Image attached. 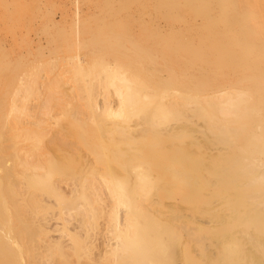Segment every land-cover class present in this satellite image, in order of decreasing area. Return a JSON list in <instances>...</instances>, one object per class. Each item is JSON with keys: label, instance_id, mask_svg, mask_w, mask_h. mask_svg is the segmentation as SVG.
Listing matches in <instances>:
<instances>
[{"label": "rangeland", "instance_id": "obj_1", "mask_svg": "<svg viewBox=\"0 0 264 264\" xmlns=\"http://www.w3.org/2000/svg\"><path fill=\"white\" fill-rule=\"evenodd\" d=\"M93 1L94 0H0V60L4 59L5 62H7L10 66H12V74H13V85L10 88H6L3 91L2 87L0 86V102H1L0 103V117H1L0 118V126L3 124L5 118H6V120L8 119L7 121H10V120H13L14 117H17V120H18L17 124H18V127H20V126L26 125L30 120H32L36 117L35 118L36 120L44 121L45 126L47 124L46 128H48L47 131L49 130L48 131L49 133L46 135L47 136L46 140H48V138H50L51 134L52 135L58 134L60 137H64L63 139H65L67 142H69V141L73 142V143L76 142L78 148H76V146H75L73 148L75 150L72 149L71 151H69V149H65V151L67 150L69 156L67 155V153L65 155H67L69 157V159H72L73 163L69 164V167L67 166L68 169L66 170V172L64 170L59 169L60 173L57 172V174H55V176H54V181L55 182L59 181V184H60V182H62L61 188L64 189V187L66 185L63 182H65V181L68 182L67 179L71 178L72 175L75 177L74 180L75 179L79 180L80 176L85 175L86 168H88L90 165V164L87 165V163H88L87 161H89V163H91L90 160L93 161V158L95 156V154L91 153V149H94L96 151V153H98V151L100 150L99 149L97 151L98 147H96V146L97 145L99 146L100 143L98 141L99 140L101 141V139L99 138V135L96 133V129H95L96 126L94 124H92L91 122L88 123L89 114H88V110L85 108V100H84L83 93H82L81 89H82V86H84L85 84L92 86V84H94V82H95L96 84H94V86H97L99 80H100V82L102 81L101 79L105 78V80H106L105 76L107 75V71H106L107 69L108 70L110 69L109 71H113L114 73L118 72V74H120V76L123 75V74H121L123 72L124 77H126L128 80H131V77H133L134 79L137 78L139 80L138 82L136 79H135L136 82H134L133 80L132 81L136 84L141 81V83L143 82V84H145L146 87L148 86L147 88H151V91H148L149 89L145 90L147 93L148 92L151 93V94L148 93L149 95H152V93L154 92V94H157L160 96V94L164 95V92H165L167 94V95L165 94L166 100H164V98H165L164 96H163L164 98H162L161 100L165 101V102L167 101L168 103L170 101L171 102H177V101L179 102L180 101V102L186 103L184 100L182 101L183 98H181V96L184 97V99L187 96L186 101L192 98L193 100L196 99L195 101H197V102L202 101V100H208V102H209L210 99H213L212 96H214V95H212V94L215 93V95H216L218 93L223 92V94L221 96L222 98H219L221 101L220 100L216 101L219 103L218 105H220L222 102L225 101L226 97L228 98L229 94H230L229 97L234 98V100H237V99H235L236 96L238 97V95H236L237 93L242 94V96L239 95V97L241 96V98L238 97L239 101L238 100H237V102L234 101L236 103L234 105L237 106L236 108L232 109V108L227 107L228 109H232L233 111H234V109H236V110L239 109L242 112L241 113L239 110H238V112L237 111L233 112L234 114L237 112V114H235L236 118H234L236 120H234L232 118V116L234 114H232V116H231V114H229V113H232V110H231V112L228 113V115L230 117L227 115V113H226V115L228 117L225 114H223L224 110H226V109L221 108V110L223 109V112L216 110L218 107H214V106H216L217 104L213 106L214 108H212V105L207 106L208 103H206V105L204 103H201L200 106L198 105L199 108L196 106L199 110L197 108H196V110L193 109L195 107V105H192L193 107L191 105H189V107L186 106V108L185 109L183 108L181 111L182 114L185 112L184 114H186V115L183 114V116H186L185 118L181 117L182 118L181 120H177V121L173 120L172 122L169 121V123L171 124L169 130H172L173 132H177V131L180 132L181 131L183 136L180 135V136H178L179 138H177V136H176L175 138H172V140H170V141H160L159 143L160 144L162 143V144L159 148H161V149H158V150L156 149L158 147L157 145L159 144L158 142H157L158 144H156L155 148H154V146L153 147L150 146L152 144V142L149 139H145L144 141L141 140L142 142L139 141V143L133 144V147H136L138 150L132 149V151L134 150V151H136V152L138 151L140 153H146V152L148 153L150 150H153V149L157 150L156 160H155V162L150 164V167L152 169L159 168V171L156 173L157 176L155 177L154 186L151 187V189L149 188V190H151L150 191L151 194H152V192L154 193L156 190H157L156 191L157 193L161 194V199H160L161 205L156 207V209H154V211H156V213H154V211H153V214L152 215L150 214V216L153 217V220L151 222H148V223L151 224L149 226H152L153 224L156 226L157 223L156 224L153 223L154 219L156 221L158 220L159 222H162L161 220L164 221V219H168V218L169 219L167 221L170 222V220H171L172 223H170V224L176 229L177 238H178V240L175 242H173V240H172L171 243L173 246L172 245L168 246L169 249H171V247H172V249H171L172 252H171V250L169 251L171 254L175 251L172 254V255H174V259H175V261L173 259L174 264H238L239 263L238 260H240L241 256H242L241 259L244 258V260L240 262L241 264H254L253 260L256 263L258 262V264H264V256L262 254L263 251H261L263 249H260L259 251L254 250L251 247V243H250L251 240L250 241L248 240L249 237L253 236L255 233H256L255 237L256 236L258 237V234H259L260 241L262 239H264V217L261 215L262 212H264V209H263L264 208L263 207V205H264V201H263V199H264V183H263L264 180L262 178H259V180H258L257 179L258 176H256V173L258 175V172L259 171L261 172V170H259V167L262 166V168H264L263 167L264 166V152H263L264 151V66H263V64L264 63L262 61L260 62V66H258V70H257V65H258L257 58L258 57H256V58L253 57L255 59L252 58L251 60H248V61H242L241 63H243V64H242L241 68L239 67V65L234 66L236 64H230L232 62L233 63L236 62V61L234 62L233 58H232L233 61L231 60L228 62L230 65H227L226 62H225L226 64L222 63L223 61L220 60L221 57L218 56L219 52L217 49L210 48L207 45L204 46V44H203L204 48L203 47L198 48V47H201V45H202L201 43H203L202 41L201 42L199 41L200 43L198 42V44H201L200 46H195V45H198L195 41L197 39V37L200 40H202V39L204 40L202 34H199L201 36V38H200V36L195 35V34L198 35L199 32H197V31H193L194 33L195 32H197V33L192 34L195 40L192 39V36L190 38V39H192L191 41L194 40L196 44L192 45L191 47L189 46V48H191V49H188V52H187L188 47L185 49L183 48L184 50H182V52L180 54H177L179 52L176 53V52L172 51L173 53L177 54V55L175 54L176 59L174 57H172L174 59L169 58L168 60H170V61L167 63L168 57L166 58V60H167L166 61V60H164L165 58L164 59L162 58L163 57L162 55H164V57H166L169 55H173V53H169L171 50H168L169 48H166L164 46H167V44H169V43L171 44L174 41V40L170 41L171 38L174 37V35L172 36L168 32L167 26L165 24V23H167L166 19H164L166 21L165 22L161 18V16L159 15V13L156 11H155V14L153 15V13H154L153 8H152L153 3L150 2L151 4H149V2H148V4L151 6V8H150V6L148 4H146L143 0H138L137 2L135 1L134 4L133 3L130 4L129 12L131 14L128 12L127 13L125 12L126 14L118 13V15H117V13H116L115 15L110 14L112 16H108L109 15L108 13L103 14V13H100L99 10L97 11L98 8L96 6H98V5L96 4V6H95V2H93ZM114 1H115L114 3H116L118 0L117 1L114 0ZM121 1L119 0L118 4H119V2L121 3ZM245 1H247V0H245ZM245 1L244 0L242 1L243 7H245L244 6L245 4H246V6L248 5V1L247 2H245ZM260 1H259L261 3L260 9H262L260 11L263 13H260L259 19L256 18V19L252 20V22H251L252 28L256 26V25H254L256 23L255 20H257V22H261V25L264 26V17H263L264 16V0H260ZM143 2L145 3V5L143 4ZM140 3H142V5H140ZM146 5H148L149 7ZM113 6L117 7L118 5L116 3ZM142 6L144 9L142 8ZM145 7L147 10L145 9ZM137 8L139 11L137 10ZM139 8H141V9H139ZM142 9L145 10L144 14L148 11L150 12V10H151V14H149V12H148L145 15H142L140 13V11H142ZM232 11L234 12V14L236 13L234 10H232ZM138 12L144 17H141ZM233 12L232 13L229 12L230 16L226 15L227 13L225 14V16H227L229 18V17H231ZM129 15H132L131 19H133L136 23H134V21H131V22L129 21V23L128 22L125 23L126 20L130 17ZM138 15L140 18L136 17ZM126 16H129V17H127V19H125ZM154 16H156V17L154 18ZM224 17L221 19L226 18V17L225 18ZM137 18H139V20L143 18V20L146 22H144V21L142 22V20L139 21ZM179 18H181V17L179 16ZM113 21L115 23H113ZM137 21L142 23V24L138 23V24L142 25L141 27H138L139 25L137 24ZM150 21L152 22V24L150 23ZM254 21H255V23H254ZM143 23H146L147 26ZM154 23H157V24L153 25ZM179 23H181L179 25L182 26V24L184 22L179 21ZM114 24H119V26H118L119 28L110 27V26H116ZM143 25L146 26L147 30L146 29L144 30L145 27H143ZM151 25H152V27L156 26L155 28L159 27L162 31H163L162 28H165L164 30L167 33V36L169 37V35H171L170 38H168V37L166 38L170 42H168L164 37L166 33L163 32L164 36L162 33L163 37H161V34H158L159 35L158 36L157 32L160 33V31H155L156 29H152L150 27ZM133 28H134V30H133ZM142 29L144 30V32ZM262 29H263V37L260 36L258 38L257 34H256L257 37H255L254 32L251 35L249 34L253 40L252 41L253 44H255L254 46L256 47L257 52L255 51L256 52V53H254L255 56H258L259 54L264 55V50H263L264 49V47H263L264 43L262 45V42H261V40L264 42V27ZM141 30H142V32H140ZM109 32H111V33H109ZM124 32L128 33L127 36H125V37H124V35H126V34ZM168 33H169V35H168ZM191 33L192 32L185 33V34L187 36L188 35L190 36ZM129 34L131 35V38L129 37L130 36ZM229 34H231V31ZM156 35L158 36L159 39L164 38L165 40L163 39L164 41L163 40L162 41H163V43L166 41L165 42L166 44L164 43L165 45H162V46H161V44H159V46H158L157 44L159 43L160 40L156 37ZM146 36H148V37L150 36L149 38H150V41H152V42H150V41L149 42L152 43L153 46L150 45V43L148 42L149 38L148 37L146 38ZM229 36L230 37L233 36V31H232V34ZM127 38L129 40H127ZM154 38L158 39V41H156ZM254 38H256V39H254ZM173 39H175V38H173ZM190 39H189V41H190ZM232 39H234V38L232 37V38H230V40L228 38L230 44H231L230 41H233ZM121 43H122V45H121ZM136 44H137V46H136ZM146 44L150 45V46H147ZM154 45L156 47H154ZM227 45L228 44H226L224 46L227 47ZM112 46L113 47L115 46V47L113 48ZM146 46L149 49H146L147 48ZM160 46L162 47V49H161L162 51L160 50V48H161ZM194 46L197 49L196 48L194 49L193 48ZM119 47H121V48H119ZM150 47H151V49H155L156 51L159 49L160 51L159 50L158 51L160 52V54L159 53L157 54L158 51L154 52V50H152L153 51L152 52L150 50ZM111 48H112V50H111ZM117 48H118V50H117ZM125 49H127V50H125ZM191 51L192 52L193 51L198 52V57L201 58V60H203V61L205 60V61L202 62L201 60H199V58L196 56L197 53H196V55L194 53L191 54L190 53ZM186 52L190 53V54L187 55ZM199 52L201 53L202 56H204L205 59L202 56H199L200 55ZM161 53H162V55H161ZM155 54H156V56H155ZM150 55H151V59H150ZM190 55L191 56L195 55V57L198 59H196V61H193L194 63H191L192 60H195V58L191 59ZM219 55H220V53H219ZM126 56H127V58H126ZM160 56H162V57H160ZM154 57L156 58L155 60H153ZM217 57H219L220 59L219 58L217 59ZM188 58H190L191 60H189ZM8 59H10V60H8ZM150 60H151V62H150ZM175 60H177V61L174 62ZM155 61H156V63H154ZM171 62L172 63L174 62L175 64H172ZM167 64H169V65H167ZM101 65H103V66H101ZM50 66L54 67V68L50 69ZM80 66H81L82 71H85L84 73L86 75H88V76H86V75L84 76L83 75L84 73H83L81 76H84V77H82L84 79H82L81 76L78 75V72L81 70ZM110 66H111V68H110ZM261 66H263V68ZM14 67H16V68H14ZM103 67H105V70H103L104 69ZM114 67L116 68V70ZM139 68L142 69L141 73H139V70H138ZM261 68H262V70H260L261 71V73H260L259 69H261ZM102 70L106 71V72H104V75L106 73L105 76H103ZM243 70H244V72L240 73ZM246 70H248L249 73ZM250 70L253 71V72H251L253 76L250 74ZM75 72L77 73L76 75L74 74ZM136 72L138 74L134 75V74H136ZM171 72L173 74H170ZM95 73L97 75H95ZM258 73H260V74H258ZM31 74L33 75L32 77H31ZM99 74H100V76H98ZM118 74H116V75H118ZM178 74H179V76H178ZM218 74L223 75V76L221 75L222 78L220 77V80H218L219 79L217 76ZM129 75L131 77H129ZM169 75L171 76V78H173V80L169 77ZM258 75H260V76H258ZM59 76H60V79H59ZM247 76H250V77L252 76V77L250 78ZM30 77L35 78V79L33 78L32 80H33V82H34V80L36 81L34 83L35 84L34 88H35V93H36V91H37V93L31 94L29 98L27 97L25 99L23 97L24 96L23 95V88L27 84H29V82H27V81L31 80ZM93 77H97V78L95 79ZM205 77H206V79H205ZM209 77L210 78L212 77L215 79L211 78V80H210ZM76 78H79V79H77L78 84L75 80ZM92 78H93V81H92ZM99 78H101V79H99ZM163 79H164V81H163ZM55 80L59 81V84H61L60 85V91H61L60 94L61 95L57 94L58 95L57 98L59 99V102H58L59 105L57 107L51 105V109H52V110H50L51 112L47 111L46 114H44V112L42 114L41 113L42 111L39 112V110H38V107H39L38 105H39L40 101L44 98V95L46 92V90H45L46 86ZM79 80H81L82 82L81 81L79 82ZM165 80L166 81L168 80L169 82L168 81L166 82ZM204 80H206V81H204ZM133 82H132V84L130 83L132 88L134 87V88L138 89V88H140L138 86L142 85L139 83L136 85L137 86L136 87ZM198 82H200V84L203 83V85H200V86H202V88H200V89L198 88V86H199ZM167 83H171V85L169 84L170 87L167 85ZM195 83H196V86L194 87ZM75 84H77L76 86H78V87H76ZM165 85L167 88L163 89V88H165ZM43 86H44V88H43ZM143 86L144 85H142V88H143ZM160 86H161V89H160ZM203 86H205V87H203ZM206 86H207V88H206ZM79 87H81V89ZM156 87H159L158 89L161 90L160 93H159L160 90H156ZM98 88H100V86L99 87L97 86V89ZM109 88L110 87L105 88V90L109 89ZM196 88H198V89H196ZM17 89L20 92L21 98L23 97L22 98L23 101L25 100V105L24 104L22 105V103H24V102L21 103L22 99H20V96L17 97V94L19 95V93L17 91H16L17 94L15 95V90H17ZM97 89L95 90V92H96L95 94L98 95V97L96 96L97 97L95 100L96 103L97 102L98 103L107 102L106 100H109V99L110 100L108 102L113 100L112 101L113 104L117 103L114 100V98L116 97V96H113V95H115L114 91H112L113 94H111V96H110L107 94L109 92L108 90L105 91L103 88H101L104 91L103 92L102 90H100V89L97 90ZM143 89H146V88H143ZM21 90H22V92H21ZM153 90H156V92ZM182 90H184V91H182ZM122 91H124L123 88H122ZM105 92H106V95H108V96H106L104 94ZM112 92H110V93H112ZM180 93L182 94L181 96H180ZM195 94H196V97H195ZM224 94H226L227 96L226 95L224 96ZM183 95H185V96H183ZM209 95H211V96H209ZM188 96H189V99H188ZM192 96H194V97H192ZM207 97H209L210 99H208ZM12 98L13 99L15 98V104H16V106L19 107V111L17 112L18 114L16 113V114L10 116L11 114L9 115V113H8V110H9L8 106L9 107L12 106L10 103ZM18 98L20 99V102L18 101L19 100ZM107 98H109V99H107ZM103 99H104V101H102ZM116 100H118V99L116 98ZM82 101H84V102H82ZM114 101H115V103H114ZM195 101L189 100V103H186V104H191V103L194 104ZM242 102H244V103H242ZM102 103H100V105ZM153 103L151 102V104H149V106L153 105ZM237 103H238V105H237ZM208 105H210V104H208ZM147 106H148V104H147ZM25 107H27V109ZM201 107L203 110L201 109ZM220 107H223V106H220ZM191 108L193 111H200V110H202V111L200 113L198 112L199 114L193 112L194 114H192L193 116H191V113H190ZM49 109L50 108H48V110ZM83 110L86 111V115H85V112ZM183 110H185V111L183 112ZM188 110H189V112H188ZM192 110H191V112H192ZM78 111H79V113H82V114L80 115L78 113ZM217 111L220 112V114L222 112L221 116H220V114H218ZM76 113L79 114V116H80L79 119H81L80 120L81 123H79L80 121H78L79 119L77 118L78 115H76ZM187 113H188V115H190L189 117H187ZM240 114L244 119H242V117H240ZM82 115H83V117L85 116L88 118L87 121H85L86 119L83 118ZM178 115H181V114H178ZM56 117H58L60 120H58V118L56 119ZM200 117L203 120H201ZM225 117L227 118L226 119L227 121H230L232 119L233 120L229 123L225 120ZM53 119L57 120L56 124L54 123L55 120H53ZM136 119H138V118L137 117L132 118L133 122L131 121V123H130V125H133L132 127H135L134 125H136V124H134V123H136L135 122ZM76 120L78 121L79 124L76 123L77 122ZM82 121L85 124V125L83 124L85 126V128L81 127ZM176 125H177V127H176ZM180 125H182L183 128H181L182 126L180 127ZM178 126L183 131L182 130L179 131L178 129L175 131V129H173V128H179ZM257 126H258V128H257ZM77 127L78 128L80 127V128L78 129ZM218 127L220 128L219 130H218ZM225 127H228V128H225ZM160 128L163 129V127H160ZM160 128H159L160 133L161 132L165 133V131H162V129L160 130ZM80 129L83 130V132L80 131ZM201 130L204 132H201ZM57 131L59 133H56ZM219 131L221 134L218 133ZM84 133H86L85 137L83 136ZM113 133H116V134H111L112 136L111 135L109 136V138H112V139H109L110 142H112V140H113V142L118 141V138H120V136H121L120 133H117V132H113ZM136 134H138V133H136ZM155 135H158V134H155ZM223 135H224V138H223ZM80 136L84 137V140L81 139L83 142H81L79 140ZM259 136L261 138L259 139V141H257ZM153 137L154 136L147 137V138H153ZM217 138H218V140H220V138L222 140L223 139H226V140H223V142L221 143L220 142L221 140L220 141L216 140ZM194 139H196V140H194ZM19 141H20L19 142L20 144L18 145V148H19L20 153H18V154L22 155L24 152V149L26 148L27 143H26V141H23V140H19ZM22 141L24 144L22 143ZM225 141H227V142H225ZM172 142H174L176 145H173L174 143H172ZM214 142H216V143H214ZM217 142H219V143H217ZM109 143L107 144V147L110 148V147H112V145ZM227 143L230 145H228ZM167 144L169 146H171V147H169V149L165 148V147H167ZM118 145H119V149H120V147L123 148V145H121V144H118ZM153 145H154V143H153ZM162 146H164V148ZM79 147H80V149H79ZM182 147L184 149H182ZM47 148H50V147L48 146ZM47 148H45V149L47 151H49L50 149L48 150ZM186 148H188V150H189L188 153L185 151ZM110 149H112V148H110ZM237 150H240L241 152L237 151ZM60 151H61V149H60ZM238 152H240V153H238ZM87 153H89V154H87ZM53 154L54 153H52V151L50 150L49 156H47V158L55 157L56 153L54 155ZM89 155H90V157H92L91 159H90ZM58 156H60V154H58ZM80 156H82L81 159H80ZM166 156H169V157L165 158ZM68 157H66L67 158L66 160L70 161L68 159ZM59 158H61V156ZM63 158H65V157H63ZM80 160H82V161H80ZM236 160H239V162H237ZM251 161L253 162L252 164L254 166L251 165ZM81 162H83V163L81 164ZM163 162H165V163L162 164ZM248 163L251 165L252 168L250 167V165ZM246 165L249 167H245ZM84 167H86V168H84ZM165 168H168V169H165ZM243 168L245 170H243ZM69 169H70V171H69ZM113 169L114 168H111L110 172L111 171L114 172ZM248 169L250 170V172L248 171ZM251 169H252V171H251ZM67 171H68V173H67ZM262 171H264V170L262 169ZM175 172L179 173L178 176L176 175L177 173H175ZM242 172L244 175L242 174ZM66 173H67V175H69V173H72V174L70 176H67ZM180 173H181V175H180ZM261 174L262 173H259V175H261ZM263 174L261 177H264ZM66 176H67V178H64ZM131 178H133V177H131ZM236 178L240 182L238 180H235ZM157 180L160 183L161 182L167 183V185H166L167 187L161 189L162 183H161V185H160V183L158 184V182H156ZM250 180H252L251 183H249ZM256 180H257V183H256ZM233 181H235V182H233ZM245 181H247L248 184ZM253 181H254V183H253ZM260 181H262L261 182L262 184L260 183ZM242 182H245L246 184L245 183L244 184L246 186L244 184H242ZM63 184H64V186L62 187ZM65 189H67V188L65 187ZM158 189H161V190H158ZM254 193H255V195H253ZM256 193H258L257 194L258 196L260 195L258 197L259 200L256 199L257 198ZM261 193L263 195H261ZM249 194L253 195L256 199V200L254 199L255 201L253 202V204H251L252 203L251 200L253 198L252 196H250L251 199H249V202L246 201L248 198H250ZM244 197L246 199H244ZM45 200H47L49 202L50 198L45 199ZM258 201H262L261 205L262 204L263 205L261 206L260 204L259 205L255 204L256 202L259 203ZM50 202L52 203L53 200L51 199ZM247 202L250 205H248ZM11 203H8V204H10V206L11 205L14 206L13 205L14 203L13 202H11ZM255 205H256V208L253 207V209H251L252 206H255ZM254 209H256V211H254ZM39 210H42V209L40 208ZM69 212H71V211H69ZM47 213L48 214L45 213L43 215L37 216L38 218H34L33 222L36 221L37 224L41 223L42 226L45 225L44 227H48V229H47L48 232H47L46 236L49 239L51 238L50 239L51 241H56L57 237L59 236L58 229L60 230V228H61L60 226H62L61 225L62 220H64V219L66 220V218L70 219L74 216H72V217L67 216L66 217V215H68V214H66V215L63 214L64 216L59 215L61 213V211L57 207H52V209H49L47 211ZM246 213H247V215H246ZM254 213H259L260 214L259 218L261 216L262 217L260 219L256 218V217H258L257 214H256L257 216H252V215H255ZM57 215H58L59 219L57 218ZM263 215H264V213H263ZM246 216H247V218L245 220L244 217H246ZM251 217H253V220L251 219ZM42 218H43V220H42ZM151 219H149V220H151ZM243 219L245 222L242 221ZM106 221L107 220H105V219L103 220V217H99L97 219L98 228H97V231L95 229L96 235H95V241H94L95 247L93 246L94 249H92V248H91V250L89 249V251H88V253H86V255L83 254L80 257L72 256L73 259H74V257L79 259L82 256H85V257H82L81 259H79L80 262L85 263L89 259V257L93 256L94 252H98V250H100L102 248V246H103V243L101 242L103 240L102 238H105V236L108 234L107 233L108 226H107ZM240 222H244V223H240ZM253 222H254V224H253ZM103 223H105V224H103ZM255 223L256 224L258 223L257 224L258 226L255 225ZM68 224L69 223H65V227L71 229L72 225L71 224L68 225ZM249 224H251V226ZM259 224H261V225H259ZM236 225H238V226H236ZM253 225H254V227L256 226V228H254ZM248 226H249V228H247ZM259 226H261V227H259ZM180 227H181V229H180ZM183 227L184 228H191L192 229L191 230L192 236L186 237V234H187L185 232L186 229L184 230ZM244 227H245V230H244ZM55 228H57L56 231H55ZM258 228H259V230H258ZM238 229H239V232L241 230L244 232H240L241 235H239ZM52 230H54V231H52ZM71 230H73V229H71ZM251 230H252V232H251ZM255 230L259 233H257ZM57 232H58V234H57ZM97 232H99V234ZM68 233H69V235H71V233H73V231L72 232L69 231ZM243 233H244V235L246 233L245 236H247V233L248 234L250 233L249 234L250 236L249 237L247 236V239H246L242 235ZM260 234H262V236ZM234 235L236 237H234ZM83 237H81V239ZM242 237L245 238V240ZM261 237H262V239H261ZM48 238H47V240H48ZM177 238H175V240ZM68 239H69V236L65 235L64 237L61 238V241L63 243H67ZM165 239L164 240L167 242L168 239L167 238H165ZM170 239H172V238H170ZM50 240H49V242H50ZM243 240H244V242L246 240H248L250 245H248L247 241H246L247 243H244ZM168 242H170V241L168 240ZM168 242H167V245H168ZM41 243H43V242H41ZM174 243H175V245H174ZM42 248H43V245H42ZM42 248H40L41 253L43 250ZM169 249H167V251ZM173 249H174V251H173ZM178 249H179V251H176ZM93 250H94V252H93ZM228 250L230 251V253ZM225 251H228V252H225ZM232 252H233V254H235V256H233ZM248 252H250V254H248ZM44 253H42V254L44 255ZM170 253H168V254H170ZM171 254H170V256H172ZM45 255H50V254L48 252V254H45ZM164 257H163L164 259L162 258V261H159L161 259H158V261H155V264H173V262L170 261L172 258H169L166 256H164ZM175 257H177L179 260L178 259L176 260ZM252 257H255V258H252ZM251 258H252V260H251ZM168 260H169V262H168ZM24 261L25 262L27 261L28 263L31 262V260H27L26 257H24ZM49 261H52V260L50 259Z\"/></svg>", "mask_w": 264, "mask_h": 264}, {"label": "bare ground", "instance_id": "obj_2", "mask_svg": "<svg viewBox=\"0 0 264 264\" xmlns=\"http://www.w3.org/2000/svg\"><path fill=\"white\" fill-rule=\"evenodd\" d=\"M118 1L116 2L118 5L117 7L113 6L114 4H116V3H114L115 2L114 0H94L93 2H95V6H96V4L98 5V6H96L98 8L97 11L99 10L100 13H103V14L108 13L109 14L108 16H112V15H115L116 13H117V15H118V13H121V14L122 13L126 14L127 12L130 13L129 12L130 4L131 3L134 4V2L135 1L137 2L138 0H122V1L120 0L121 3L119 2V4H118ZM143 1L146 4H148V2H149V4L153 3V5H152L153 11H154L153 15L155 14V11H156L159 13V15L161 16V18L163 20L166 19L167 23H165V24L167 26V30L172 36L174 35V37H172L170 40V41H173V40L174 41L171 44L170 43L167 44L168 47L164 46L166 48H169L168 50H171L169 53H173L172 51H174L176 53L179 52L177 54H180L182 52V50H184L187 47H188L187 48V52H188V49H191V48H189V46L191 47L192 45H195L196 43L198 44L199 41L200 42L202 41L203 42V43H201L202 45L198 44L195 46L201 45V47H198V48H202V47L204 48V46L207 45L210 48L217 49L218 52L220 53V55H219V53L217 52L218 56L221 57V59L219 57H217V59L219 58L221 61H223L222 63L226 62L227 65L236 64L234 66L239 65V67L241 68L242 64H243V63H241L242 61H248V60H251L253 57H255V58L258 57L257 58V60H258L257 70H258V66H260V62L262 61L264 63V58H263L264 55L259 54L258 56H255L254 53H256L257 51H256V47L254 46L255 44H253V42H252L253 40L250 36L254 32L255 37H257V35H258V38L260 36L263 37V29L262 28L264 26L261 25V22H257V20H255L256 23L254 21V23H255L254 25H256V26L253 28L251 27L252 20H254L256 18L259 19L260 13H263L260 11V10H262V9H260L261 8L260 7L261 6L260 0H247L248 5L246 6V4H245L244 5L245 7H243V5H242L243 0H143ZM247 1H245V2H247ZM144 2H143V4L145 5ZM140 5H142V3H140ZM148 5H146V6H148ZM143 6H142V8H143ZM150 8H151V6H150ZM139 9H141V8H139ZM143 9H142V11H140V13L142 15H145L146 13L149 12L148 11L144 14L145 10H143ZM145 9H146V7H145ZM137 10H138V8H137ZM232 10H234L236 13L234 14V12ZM228 11L231 13L233 12L234 15L232 14L231 17L228 18L227 16H225V14ZM229 12L226 15H229L230 14ZM110 14H112V15H110ZM141 14H140V16L144 17ZM149 14H151V10H150ZM129 16H126L125 19H127V17H129L128 18L129 20L127 19L128 21L126 20L125 23H127V22L129 23V21L130 22L134 21L133 19H131L132 15H129ZM179 16L181 18H179ZM136 17H139V15ZM155 17L156 16H154V18ZM223 17L225 19H221ZM139 18H137V19L139 20ZM140 20H142V22L144 21L143 18ZM179 21L184 22L182 24V26L179 25V24H181V23H179ZM144 22H146V21H144ZM113 23H115V22L113 21ZM134 23H136V22L134 21ZM138 23H141V22L137 21V24ZM150 23L152 24L151 21H150ZM143 24L146 25V23H143ZM156 24L157 23H154L153 25H156ZM114 25H116V26H110V27L119 28L118 27L119 24H114ZM138 25H137L138 27L142 26L140 24H138ZM146 26L143 25V27H145L144 30L145 29L147 30ZM150 27L152 29H156L155 31H160V33L157 32V35L161 34V37H163L164 33H166L164 30L165 28H162L163 29V31H162L159 27L155 28L156 26L155 27L153 26L154 27L153 28L152 25ZM133 30H134V28H133ZM142 30L140 32H142ZM144 30H143V32H144ZM193 31L199 32L198 35L195 34L197 32L194 33ZM230 31H231V34L233 31L232 37L234 38V39H232L233 41H230L231 44L229 43L230 38H232L229 36V35H231V34H229ZM190 32H192L190 34V36L189 35L187 36L185 34V33H190ZM109 33H111V32H109ZM162 33H163V36H162ZM169 33H168V35H169ZM193 33L196 36H200L199 34H202L204 40L203 39L200 40L198 37L195 40L193 35H192ZM125 34L126 35H124V37L127 36L128 33H125ZM157 35H156V37L158 38L159 35L158 36ZM171 35H169V37H168L167 33H166L164 37H165V39L167 37L170 38ZM191 36H192V39H194L196 41V43L194 40L191 41L192 40V39H190ZM129 37L131 38V35ZM147 37L148 36H146V38ZM128 38H127V40H129ZM173 38H175V39H173ZM200 38H201V36H200ZM228 38H229V40H228ZM154 39L156 41H158L159 38L158 39L154 38ZM163 39L164 38L159 39L160 41L158 44L154 40L153 41L158 46H159V44H161V46H162V45L166 44L165 43L166 41L164 42L165 44L163 43V41L165 40V39L164 40ZM189 39L191 42L189 41ZM254 39H256V38H254ZM166 40L168 41V39H166ZM149 41H150V38L148 39V42ZM170 41H168V42H170ZM150 42H152V41H150ZM261 42L263 45L264 42L262 40H261ZM203 44H204V46H203ZM226 44H228L227 47L224 46ZM121 45H122V43H121ZM150 45L153 46L152 43H150ZM150 45H147V46H150ZM155 45H154V47H156ZM136 46H137V44H136ZM195 46L193 47L194 49L196 48ZM119 48H121V47H119ZM146 49H149V48L147 47ZM161 49H162V47L160 48V50ZM111 50H112V48H111ZM117 50H118V48H117ZM125 50H127V49H125ZM150 50L151 51L154 50V52H157L159 49L156 51L155 49H151V47H150ZM159 51L157 52V54L158 53L160 54ZM187 52H186L187 55H189L190 53L191 54L194 53L196 55V53H197L196 56L198 57V52H195V51H193V52L191 51L190 53H187ZM176 53H173V55L168 54L169 56H166V57H164V55H162V53H161V55L163 57L162 56H160V57H162L163 59L165 58L164 60H166L167 57H168L167 60L169 58L174 59L176 57L175 56ZM199 54H200L199 56H202L200 52H199ZM151 55H150V59H151ZM195 55H193V56L190 55L191 59L195 58V60H192L191 63H194L193 61H196V59L199 58V57L196 58ZM155 56H156V54H155ZM172 57H174V58H172ZM202 57L204 58V56H202ZM126 58H127V56H126ZM232 58L234 59V62L236 61L238 64L236 62L235 63L232 62L229 64L228 63L229 61H231V60L233 61ZM255 58H253V59H255ZM155 59L156 58L154 57L153 60H155ZM188 59L191 60L190 58H188ZM8 60H10V59H8ZM199 60H201V58H199ZM169 61L170 60H168L167 63ZM176 61L177 60H175L174 62H176ZM201 61L204 62L205 60L204 61L201 60ZM150 62H151V60H150ZM174 62L173 63L171 62V63L175 64ZM154 63H156V61ZM167 65H169V64H167ZM101 66H103V65H101ZM263 66H264V64H263ZM263 66H261V67L263 68ZM14 68H16V67H14ZM51 68H54V67L50 66V69ZM103 68L102 69L105 70V67H103ZM110 68H111V66H110ZM140 68L138 69L139 73H141V70H142ZM262 68L259 69V71L262 70ZM80 69H81V66H80ZM109 70L108 69L106 70L107 71V75L105 73L106 76L104 75V72H106V71L102 72L103 76L106 77V80H105V78L104 79L99 78L102 81L100 82V80H99L97 86L98 87L100 86V88H98L100 90H102L101 88H103L105 90V88L110 87L109 89H106L109 91L107 94L111 96V94H113L112 91H114L115 95H113V96H116L114 98V100L117 103H115V101H114L115 104H113V102H112L113 100L108 102L110 100L109 98H107V99H109V100H106L107 102H103V103L100 102V103H102L101 105L98 102L96 103L95 100L98 97V95L95 94L96 93L95 90L97 89V86H94V84H96L95 82H94V84H92V86H89L88 84L84 85L82 83L84 85V86H82V89H81V87H79L83 93V97L85 100V108L88 110V114L90 116V117L88 116L89 119L85 116L83 117L84 114L82 115V117L86 119L85 121H87V119H88L89 120L88 123L91 122L92 124H94L96 126V127L94 126L96 129V133L99 135V138L101 139V141L100 140L98 141L100 143L99 146L97 145L96 147H98L97 151L99 149L100 150L98 151V153H96V151L94 149H91V153L95 154V156L93 158V161L90 160L91 163H89V161H87L88 162L87 165L88 164H90V165H89V167L87 166L88 168L84 167V168H86V171H85L84 176H80V179L82 178L81 180L80 179L74 180L75 177L72 175L71 178L67 179L68 182H66V181L63 182L66 185L65 187L67 189H65V187H64V189L61 188L62 182H60V184H59V181L55 182L54 176H55V174H57V172H59V169L64 170L66 172V170L69 167V164L73 163L72 159H69L68 152H67V150L65 151V149H69V151H71L75 146H76V148H78L76 142L73 143V142L69 141L70 142L69 143L65 139H63L64 137H60L58 134L57 135L51 134L53 137L50 135V138H48V140H46V137H47L46 135L49 133L48 132L49 130L47 131L48 128H46L47 124L45 126L44 121L36 120L35 119L36 117L34 119L30 120L26 125H23L20 127H18V124H17V122H18L17 117H14L13 120H10V121H7L8 119L6 120V118H5L3 124L0 126V264H155V261H158V259H161L159 261H162V258L164 256H166V257L170 256L171 253L169 251L172 249V247H171V249H169L168 246L172 245V243H171L172 240H173V242L178 240L177 231L170 224V223H172L171 220H170V222L167 221L169 218L164 219V221L161 220L162 222H159L157 220L159 222L158 223L154 219L153 223H155V224L157 223L156 226L154 224L152 226H149L151 224L148 223V222H151L153 220V217H151L150 214L152 215L154 209H156V207L161 205V200H160L161 194L157 193L156 189H155L156 191L154 193L152 192V194L150 193L151 190H149V188L151 189V187L154 186L155 177L157 176L156 173L159 171V168L152 169L150 167V164L155 162V160H156L157 150L161 149L159 147L161 146L162 143L160 144L159 142L160 141H170V140H172V138H175L176 136H177V138H179L178 136H180V135L183 136L182 132L180 131V130H182L181 128H183V126L180 125V127L182 126L181 128L178 126L180 129L172 127L173 129H175V131L177 129L180 131V132H178V131L173 132L172 130H169L170 126H171L169 121L172 122L173 120L174 121L181 120L182 119L181 117L185 118L186 116H183V114L185 113L184 112L185 110H183V112H184L183 114L181 111L183 108L185 109L186 106L189 107V105H191V106L195 105V107L193 109L196 110L197 107L199 108L201 103H204L205 105H206V103H208L210 105L207 104V106L212 105V108L218 107L216 109L218 111L223 112V109H226V110H224L225 113L223 112V114L226 115V113H227V115H228V113L231 112V110L233 108L237 107L236 105H234V104H236L234 101H236V102H237V100L239 101V98H241L242 94H240V93L236 94V95H238V97H239V95H241L239 98L235 95L237 97V98L235 97V99H237V100H234V98H230L229 97L230 94H229L228 98L226 97L225 101L222 102L220 105H218L219 103L216 101L220 100L219 98H222L221 96H222L223 92L218 93L216 95H215V93L212 94V95H214V96H212L213 99H210L209 97H207L208 99H210L209 102H208V100H202V101L197 102V101H195L196 100L195 98H194L195 100H193L191 97H190L191 99H189V96H188V99L195 101V103L194 104H192V103L186 104V103H189V100H187L188 102L186 101L187 96L184 99V97H182L181 96L182 94L180 93L181 98H183L182 101L184 100L186 103L180 102V101L179 102L178 101L177 102H171L170 101L169 103L166 101L167 102L166 103L165 101L161 100L164 97H165L164 100H166V96H165L166 93L165 92H164V95L160 94V96L157 94H154V92L152 93V95H149L151 93L148 92L149 93L148 94L145 90L149 89L148 91H151V88H147L148 86L146 87L145 84H143V82L141 83V81L139 83L144 85L143 88H146V89H143L142 85L141 86L139 85L138 87H140V88H138V89L131 87L130 83L132 84L133 81L136 82L135 79L137 80V82L139 81L137 78L134 79L133 77H131L129 75V77H131V80H128L126 77H124L123 72L121 73L123 75L120 76V74H118V72L114 73L113 71H109ZM115 70H116V68H115ZM246 71L248 72V70H246ZM84 72L85 71H82V69H81L78 72V75L81 76ZM243 72H244V70L240 73H243ZM251 72H253V71L250 70V74L252 75ZM260 73H261V71H260ZM260 73H258V74H260ZM74 74L76 75L77 73L75 72ZM116 74H118V75H116ZM137 74L138 73L136 72V74H134V75H137ZM170 74H173V73L171 72ZM83 75L85 76L86 74L84 73ZM95 75H97V74L95 73ZM221 75H219V74L217 75L219 78V79L217 78L218 80H220ZM32 76L33 75L31 74V77ZM84 76H81V78ZM86 76H88V75H86ZM98 76H100V74ZM178 76H179V74H178ZM258 76H260V75H258ZM97 77H93V78L96 79ZM169 77L171 78L170 75H169ZM247 77H250V76H247ZM33 78H31L30 81H27V82H29V84H27L23 88V95H24L23 97L25 99L27 97L29 98L31 94L35 93V88H34L35 84L34 83L36 81L34 80V82H33V80H32ZM93 78H92V81H93ZM211 78H210V80H211ZM59 79H60V76H59ZM77 79H79V78L75 79L76 82H77ZM82 79H84V78H82ZM171 79L173 80V78H171ZM205 79H206V77H205ZM212 79H215V78H212ZM81 80H79V82ZM163 81H164V79H163ZM204 81H206V80H204ZM139 83H137V84H139ZM198 83H199V86L203 85V83H201V84H200V82H198ZM77 84H78V82H77ZM77 84H75V86ZM134 84H135V86L137 85L136 83H134ZM169 84L171 85V83H167L168 86H169ZM12 85H13L12 66H10L7 62H5L4 59L0 60V86L2 87V89L4 91L6 88H10ZM60 85L61 84H59V81L55 80L46 86V89H45L46 92H45L44 98L40 101V103L38 105L39 106L38 107L39 112L42 111L41 112L42 114H43V112H44V114H46L47 111L51 112L50 111V110H52L51 105L55 106V107H57L59 105V103H58L59 99L57 98V96L61 93ZM195 86H196V83H195L194 87ZM199 86H198L199 89L202 88V86H200V87ZM76 87H78V86H76ZM203 87H205V86H203ZM43 88H44V86H43ZM122 88L124 89V91H122ZM158 88L159 87H156V90H160L161 86H160V89H158ZM166 88L167 87L165 85V88H163V89H166ZM198 88H196V89H198ZM206 88H207V86H206ZM156 90H153V91L156 92ZM16 91L19 93V95L16 93ZM182 91H184V90H182ZM21 92H22V90H21ZM110 92H112V93H110ZM160 92H161V90L159 91V93ZM36 93H37V91H36ZM16 94H17V97L20 96V92L18 89L15 90V95ZM104 94L106 95V92ZM108 95H106V96H108ZM225 95L226 94H224V96ZM183 96H185V95H183ZM209 96H211V95H209ZM192 97H194V96H192ZM195 97H196V94H195ZM22 98L20 96V99H22ZM116 98L118 100H116ZM20 99L18 100L19 102H20ZM102 101H104V99ZM22 102H24V103H22ZM82 102H84V101H82ZM151 102L152 103L154 102V103H153V105L149 106V104H151ZM10 103L12 106L11 107L8 106V109H9L8 113H9V115L11 114L10 116H12L19 111V107L16 106V104H15V98L14 99L12 98ZM21 103H22V105L23 104L25 105V100L23 101V99H22ZM238 103H237V105H238ZM242 103H244V102H242ZM147 104H148V106H147ZM214 105H216V106H214ZM220 106H223V107H220ZM227 107L232 108V109H228ZM25 108L27 109V107H25ZM48 108H50V109L48 110ZM221 108H223V109L221 110ZM201 109H202V107H201ZM191 110H192V108L190 109V113H191V116H193L192 114H194V113L199 114L203 109L200 111H193L192 110V112H191ZM238 110L239 109H237V110L234 109V111L232 110V113H229V114H231V116H232V114H234L233 112H235V111L238 112ZM84 112L86 115V111H84ZM188 112H189V110H188ZM222 112H221V114H222ZM237 112L235 114H237ZM78 113H79V111H78ZM78 113H76V115H78L77 118L79 119V117H80L79 114L81 115L82 113H79V114ZM178 114H181L182 116L178 115ZM218 114H220V112H218ZM221 114H220V116H221ZM184 115H186V114H184ZM234 115L232 116L233 119L236 118V115L235 116ZM189 116L190 115H188V113H187V117H189ZM58 117H56V119ZM133 117L138 118L135 121L136 123H134V124H136V125H134L135 127H132L133 125H130ZM240 117H242L241 114H240ZM56 119H53V120H55V122H54L55 124L57 123ZM226 119L227 118L225 117V120ZM242 119H244V118L242 117ZM58 120H60V119L58 118ZM80 120L81 119H79L78 121H80ZM201 120H203V119L201 118ZM232 120H230V121L226 120V121L230 123ZM234 120H236V119H234ZM78 121L76 123H78ZM79 123H81V121ZM83 124L84 123L82 121L81 127L85 128V126H84L85 124L84 125ZM160 127H163V129ZM176 127H177V125H176ZM219 127H218V130L220 129ZM159 128H160V130L162 129V131H165V133L164 132L160 133ZM225 128H228V127H225ZM257 128H258V126H257ZM80 131L83 132V130H81V129H80ZM113 132L120 133L121 136H120V138H118V141L113 142V140H112V142H110L109 139H112V138H109V136L111 134H116ZM201 132H204V131L201 130ZM56 133H59V132L57 131ZM136 133H138V134H136ZM218 133H220V131ZM85 134L86 133L83 134L84 137H85ZM155 134H158V135H155ZM152 136H154V137L153 138H147V137H152ZM81 137L82 136H80L79 140L81 142H83L82 140H84V137H82V138ZM221 138H220L221 141L218 140V138L216 140L220 141L221 143L223 142V140H226V139L222 140ZM223 138H224V135H223ZM260 138L261 137L259 136L257 141H259ZM145 139H149L152 142V144L150 146H152V147L154 146V148H155V145L159 143L157 145L158 147L156 146L157 150L153 149V150H150L148 153L147 152L146 153H140L138 151L137 152L134 151V150H138V149L136 147H133V144H135V143L137 144V143H139V141H141V140L144 141ZM19 140L26 141V143H27L26 148L24 149V152L22 155L18 154V153H20L19 148H18V145L20 144ZM194 140H196V139H194ZM23 141H22V143H23ZM227 141H225V142H227ZM108 143L112 145V147H110L112 149L107 147ZM153 143H154V145H153ZM172 143H174V142H172ZM214 143H216V142H214ZM217 143H219V142H217ZM118 144L123 145V148L120 147V149H119ZM173 145H176V144L174 143ZM228 145H230V144H228ZM48 146L50 148H47ZM164 146H162V147L164 148ZM169 147H171V146H169L167 144V147H165V148L169 149ZM45 148H47L48 150L50 149L52 151V153H54V154L56 153L57 155L55 154V157L47 158V156H49L50 150L47 151ZM60 149L62 152L60 151ZM79 149H80V147H79ZM132 149H134V150L132 151ZM182 149H184V148L182 147ZM186 149H185V151L188 153L189 150H188V148H186ZM73 150H75V149H73ZM237 151H240V150H237ZM240 152H238V153H240ZM66 153L68 156L65 155ZM58 154H60L61 158H59L60 156H58ZM87 154H89V153H87ZM63 157H65V158H63ZM66 157H68V159L70 161L66 160L67 159ZM81 157L82 156H80V159H81ZM89 157H90V155H89ZM168 157L169 156H166L165 158H168ZM91 158L92 157H90V159ZM80 161H82V160H80ZM236 161L239 162V160H236ZM82 163L83 162H81V164ZM164 163L165 162H163L162 164H164ZM252 163L253 162L251 161V165H253ZM251 165H250V167H251ZM245 167H249V166L246 165ZM111 168H114L113 169L114 172L113 171L110 172ZM261 168H262V166L259 167V170H261V172L259 171L258 175L256 173V176H258V178H257L258 180H259V178H262L264 180V177H261L262 174L264 173V171H262V169L264 170V168H262V169ZM165 169H168V168H165ZM243 170H245V169L243 168ZM69 171H70V169H69ZM248 171L250 172L249 169H248ZM251 171H252V169H251ZM67 173H68V171H67ZM67 173H66V175H67ZM175 173H177V172H175ZM259 173H262V174L259 175ZM71 174L72 173H69V175H67V176H70ZM178 174L179 173H177L176 175L178 176ZM242 174H243V172H242ZM180 175H181V173H180ZM67 176L64 178H67ZM130 176L133 178H131ZM263 176H264V174H263ZM235 180H238V179L236 178ZM156 182H158V184L160 183L158 180ZM233 182H235V181H233ZM245 182H247V181H245ZM245 182H242V184H244ZM251 182H252V180H250L249 183H251ZM261 182L262 181H260V183ZM161 183H160V185H161ZM253 183H254V181H253ZM256 183H257V180H256ZM64 184L62 185V187L64 186ZM247 184H248V182H247ZM166 185H167V183L163 182L161 185V189L166 188L167 187ZM161 189H158V190H161ZM257 194L258 193H256V195ZM253 195H255V193ZM253 195L249 194V197L250 196L253 197L251 200L252 201L251 204H253V202L256 199L259 200L258 197L260 196V195L259 196L257 195V198L255 199V197ZM261 195H263V194L261 193ZM49 198H50V200L51 199L53 200L52 203L49 200V202L51 204L47 200H45V199H49ZM244 199H246V198L244 197ZM249 199H251V197L248 198L246 201L249 202ZM263 201H264V199H263ZM11 202L14 203L13 204L14 206H12V205L10 206V204H8ZM258 202L259 203L256 202L255 204L261 205L262 201H258ZM248 205H250V204L248 203ZM52 207H57L58 209H60L61 213L59 215L64 216L63 214H65V215L68 214V215H66V217L67 216H69V217L74 216L75 217V218L72 217L70 219L66 218V220L65 219L62 220V223H61L62 226H60L62 229L61 228H60V230L58 229L59 236L57 237L58 240L55 238L56 241H51L50 240L51 238L49 239L46 236L47 232H48V230H47L48 227H44L45 225L42 226L41 223H39V222H38L39 224H37L36 221L33 222L34 218H38L37 216L43 215L45 213L48 214L47 211L49 209H52ZM253 207L256 208V205L252 206V208L251 207L250 208L253 209ZM263 207H264V205H263ZM40 208L42 210H39ZM69 211H71L72 213ZM254 211H256V209H254ZM154 213H156V211H154ZM263 213L264 212H262L261 215L264 217ZM254 214L255 215H252V216L258 215V217H256V218H259V215H260L259 213H254ZM246 215H247V213H246ZM99 217H103V220L104 219L107 220L106 222H107V226H108V228H107L108 234L106 233L107 235L105 236V238H102L103 240L101 239L102 240L101 242L103 243L102 248L100 250H98V252H94V250H93V252H94L93 256L89 257V259L85 263H82L79 260L85 256H82L79 259L74 257V259H73L72 256L80 257L83 254L86 255V253H88L89 249L90 250H91V248L94 249L93 246L95 245L94 241H95V235H96L95 229L97 231V228H98L97 219ZM57 218H58V215H57ZM244 218L246 220L247 216ZM149 219H151V220H149ZM251 219L253 220V217H251ZM42 220H43V218H42ZM242 221H244V219ZM244 222H240V223H244ZM65 223H69L68 225L71 224L72 225L71 229H73V230H71L70 228H66ZM103 224H105V223H103ZM253 224H254V222H253ZM257 224L255 223V225H257ZM238 225H236V226H238ZM249 225L251 226V224H249ZM259 225H261V224H259ZM253 227H254V225H253ZM259 227H261V226H259ZM247 228H249V226ZM254 228H256V226ZM180 229H181V227H180ZM56 230H57V228H55V231ZM184 230L187 233L186 237L192 236V233H191L192 229L191 228H184ZM244 230H245V227H244ZM258 230H259V228H258ZM52 231H54V230H52ZM69 231L70 232L73 231V233H71V235H69V233H68ZM58 232H57V234H58ZM99 232H97V233L99 234ZM238 232H239V229H238ZM240 232H244V231L241 230ZM240 232H239V235H241ZM251 232H252V230H251ZM257 233H259V232H257ZM249 234L247 233L248 237L250 236ZM262 234H260V235L262 236ZM63 235L69 236L67 243H63L61 241V238L64 237ZM242 235L247 239V236H245L246 233H245V235H244V233ZM255 235H256V233L253 236H250L248 240L249 241L251 240L250 241L251 247L254 250L259 251L260 249H263L261 251H263L262 254L264 256V239H262V237H261L262 240L260 241L259 234H258V237L257 236L255 237ZM81 237H83V238L81 239ZM234 237H236V236L234 235ZM47 238H48V240H47ZM165 238H167L170 241V242H168V240H167L168 245H167V242L165 241L166 240ZM170 238H172V239H170ZM175 238H177V239L175 240ZM245 238H243V239L245 240ZM49 240H50V242H49ZM244 240H243V242H244ZM248 240H246V241L248 242V245H250ZM246 241L244 243H247ZM41 242H43V243H41ZM42 245H43V248H42ZM174 245H175V243H174ZM40 248L43 249V250L41 249L42 253L45 252L44 255L48 254V252L50 255L44 256L41 253ZM167 249H169V250L167 251ZM173 251H174V249H173ZM176 251H179V249ZM228 251H225V252H228ZM171 252H172V250H171ZM168 253H170V254H168ZM229 253H230V251H229ZM232 254H233V252H232ZM248 254H250V252H248ZM233 256H235V254H233ZM24 257H26L27 260H31V262H29V263L27 261L25 262ZM241 257H240V260H238L239 263L244 260V258L241 259ZM169 258H172L170 261L173 262L174 255L170 256ZM175 258H176V260L178 259L177 257H175ZM252 258H255V257H252ZM252 258H251V260H252ZM50 259L52 261H49ZM174 261H175V259H174ZM168 262H169V260H168ZM253 262H254V264H258V262L256 263L254 260H253ZM173 264H174V262H173Z\"/></svg>", "mask_w": 264, "mask_h": 264}]
</instances>
